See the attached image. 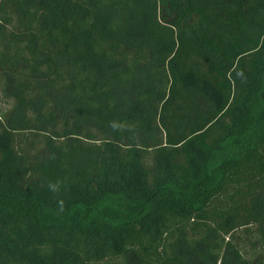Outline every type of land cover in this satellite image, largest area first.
Wrapping results in <instances>:
<instances>
[{"label": "trees", "instance_id": "1", "mask_svg": "<svg viewBox=\"0 0 264 264\" xmlns=\"http://www.w3.org/2000/svg\"><path fill=\"white\" fill-rule=\"evenodd\" d=\"M0 103V264H264V0H0Z\"/></svg>", "mask_w": 264, "mask_h": 264}, {"label": "clouds", "instance_id": "2", "mask_svg": "<svg viewBox=\"0 0 264 264\" xmlns=\"http://www.w3.org/2000/svg\"><path fill=\"white\" fill-rule=\"evenodd\" d=\"M50 187H52L55 190V186L54 185H50Z\"/></svg>", "mask_w": 264, "mask_h": 264}, {"label": "rangeland", "instance_id": "3", "mask_svg": "<svg viewBox=\"0 0 264 264\" xmlns=\"http://www.w3.org/2000/svg\"><path fill=\"white\" fill-rule=\"evenodd\" d=\"M0 107H2V104L0 103Z\"/></svg>", "mask_w": 264, "mask_h": 264}]
</instances>
